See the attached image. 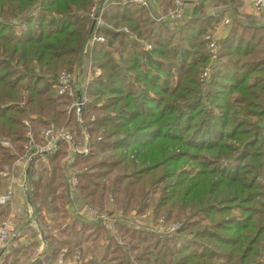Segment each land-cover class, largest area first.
<instances>
[{"label":"trees","instance_id":"trees-1","mask_svg":"<svg viewBox=\"0 0 264 264\" xmlns=\"http://www.w3.org/2000/svg\"><path fill=\"white\" fill-rule=\"evenodd\" d=\"M118 1L106 8L104 24L98 28V33L106 37L110 47L108 42L96 43L84 60L82 97L86 103L82 109L83 125L78 122L74 109L70 118L72 123L76 119L82 135L83 126L86 128L90 140L89 153L70 157L76 167L87 166L78 177L80 198L87 205L105 208L108 197L113 195L126 212L135 209L141 214L151 207L148 195L154 190L153 186L165 180L166 174L158 173L159 168L170 161L183 159L184 162L200 159V162H209L213 167L204 169L201 175H193L190 180L181 174L183 178H179L180 183H176L177 188L171 196L174 202L180 199L178 211L203 204L201 199L196 202V192L206 198L204 203L208 206H216L215 200L225 202L229 196L232 199L261 198L262 183H256L259 182L256 177L248 179L250 171L245 173L239 166L256 154L255 151H243L252 149L254 140H260L259 148L263 149L258 124L264 121V61L259 65L256 63L252 69L242 67L238 70L236 61L231 60L234 70L242 74L238 77L236 74L223 75L221 71L228 65L218 68L215 75H219L222 81L214 79L211 84L216 88L224 86V89L216 90L214 95L209 94L204 90L206 83L201 81V73L210 62L205 36L214 33V25L220 20L210 17L206 26L194 36L189 32L193 27L188 24L195 20H188L181 25V29L188 30L183 38L186 43L176 46L178 29L171 30L165 23L154 22L143 8L130 1ZM164 3V9H167L173 0H164ZM93 4L94 0H0V16L5 19L0 23V170L13 166L30 150L42 145V130L52 122L58 128L67 125V108L73 99L59 93L57 78L63 70L74 72L83 59ZM19 18L21 21L16 24L15 20ZM126 24L136 38L114 29ZM240 24L234 28V35L236 28L242 27ZM243 25L246 26L243 34L246 29L249 32L255 29L251 25ZM229 39L220 41L222 58L227 56L226 50L232 48ZM141 40L151 43L152 49L145 50ZM243 40L240 37L230 53L238 56L237 62L252 54L248 50L251 43ZM245 43L247 47L244 49ZM114 52L120 61L116 60ZM175 54L176 61H173ZM97 68L102 70V76L87 81L90 70L94 73ZM257 73L259 76L256 77ZM251 76L254 81L248 83ZM104 97L110 98L106 99L109 103L104 101L105 106L100 110H113L112 116L97 115L99 108L93 101ZM248 98H252L251 101ZM207 100L215 104L214 108L207 106ZM252 106L260 109L258 113ZM93 113L97 115L95 118L91 117ZM255 116L259 122L253 121V127H250V121L246 120ZM108 126L112 129L107 131ZM4 141H9V145ZM68 146L66 141H62L56 153L46 155L53 165L51 171L39 169V163L38 167L35 165L43 156L32 160L30 189L33 202L39 206V220L43 217V208L52 212L59 203L69 201L68 172L62 164V159L68 155ZM236 148L242 150L237 155L242 160L239 166L230 168L233 171L221 166L217 171L215 166L221 159L235 157ZM233 172L236 173L231 174ZM33 174L39 176L37 180L31 177ZM201 176L204 178L199 179ZM183 180L185 183L182 184ZM218 194L221 195L220 200L217 199ZM162 201L163 198L156 202L153 212L158 213ZM222 208H218L216 215H221L225 210L224 206ZM56 212L63 213L60 214L63 220L69 218L64 209H56ZM165 213L170 218L177 216L170 209ZM249 221H254L253 215ZM91 224L78 217L62 225L71 229L79 240L60 241L56 245L61 247L53 245L52 232L49 236L46 230L50 226L43 224L44 232L55 248L53 254L67 246L68 253H74L78 248L81 250V242L89 237H96V240L105 237L107 247L112 244L118 247L119 236L127 234L131 237L124 224L118 223V232L115 229L114 234L101 221ZM55 225L54 228L61 226L59 223ZM58 230L61 231L60 228ZM172 237L178 236L165 238ZM135 239L140 244L131 243V246L137 249L141 248L144 240L150 241L142 237ZM158 241L156 246L144 245L145 249L138 255L158 253L155 257L157 264H213L212 261L216 260L209 256L185 255L180 261L176 255L183 251L173 252L166 247L164 251V248L157 247ZM252 242H255L254 238ZM246 248L239 255L242 262L234 264H248L247 258L253 249L251 246ZM124 263L128 264L127 261Z\"/></svg>","mask_w":264,"mask_h":264},{"label":"rangeland","instance_id":"rangeland-1","mask_svg":"<svg viewBox=\"0 0 264 264\" xmlns=\"http://www.w3.org/2000/svg\"><path fill=\"white\" fill-rule=\"evenodd\" d=\"M200 12H201L200 10L195 11L193 15L191 16V18L188 19L189 21H191L192 19L195 20L194 23L188 24L189 26L193 27L192 28L193 30L189 31L192 36L196 35L197 31L200 28L205 27L206 26L205 23H208L210 21L209 15L202 14ZM2 18L3 19L1 22H4L5 19L4 17ZM15 21L17 24L21 21V19L19 18V19H16ZM185 23H179L176 26L171 28V30L178 29L177 30L178 33L175 38L176 46L180 44L183 45L184 43H186L183 41V38H184V35L188 33V30L181 29L182 28L181 24H185ZM240 25L242 27H237L236 28L237 32L235 33V35L233 34L232 36H230V39L228 41V43H230L232 48H229L226 50L225 55L227 56L225 58H222L220 54L219 62L217 66L214 68L213 76L210 79V81L205 84L204 90L205 92L209 94L214 95L216 90L224 89V86H219L218 88H216V86H214L213 83L211 84L212 80L214 81V79H218L217 81H222V78L219 75L218 76L215 75L217 74L218 68H221V67L223 68L224 65H228V66H225L226 69L224 68L222 69L221 73H223V75L225 74V75L230 76V75L236 74V76L238 77L240 74H242V72H236L234 70L233 65L230 64L231 60L236 61L237 63L236 66L238 70H242L241 69L242 67H244L245 70L247 68L252 69L256 63L259 65L260 63L264 61V50H263L264 41H263L262 31L259 29L258 30L250 29V32H249V30L246 29V33L243 34V31L246 26H244L242 23ZM126 27L129 28L128 24L115 27L114 29L116 31L123 32V29ZM253 35L254 37H252ZM163 36L164 34L161 37ZM240 37L245 39L243 41L251 43L249 45V48H252V50L249 48L248 50L252 51L251 52L252 54H250L247 58H242L241 61L237 62L238 56L234 54H230V53L236 48V45L238 44V39ZM108 46L110 47L109 42H108ZM176 46L174 48L173 53L176 50ZM245 47H247L246 43L244 45V49ZM193 51L194 50H192L191 52ZM114 54L116 55V60L120 61L119 55L116 52H114ZM176 54H177V51H176ZM176 54H175V59L173 61H176V57H177ZM221 62H223L224 64H221ZM243 62L245 63L243 64ZM247 63H250V64H247ZM95 73H97L95 77H101L103 74L102 70H99L98 72H96L95 70ZM257 76H259L258 73L256 74V77ZM251 81H254V77L252 76L249 78L248 83H251ZM104 98L105 99L98 100L97 102L96 101L94 102L92 99L93 103H96L98 105L97 108H99V110H96V112H98L97 115L101 116V115L109 114L112 116L114 114L113 110L108 111L105 109L102 112L100 110L102 107L105 106V103L108 102L107 100L110 99L108 97H104ZM251 99L252 98H248V101H251ZM206 104L208 107L212 106L213 108L215 105L213 102H211V100H207ZM255 107L256 106H254L253 109ZM244 109L246 111H249L248 107H245ZM258 110L260 109L256 107L254 111L258 113L257 112ZM216 111H218V109ZM97 115L93 113L91 117L95 118ZM241 119H244V118L241 117ZM256 119L257 117L255 116L254 118L251 117L245 120L247 122L250 121L249 125L250 127H253L251 125L253 121H257ZM24 121L26 122V124L28 123L27 120H24ZM258 122L259 121H257V124ZM258 126H260V128L258 129V133L259 134L261 133L260 138L263 143L262 144L263 149L259 148L260 140L257 141L258 139L256 136L257 140L253 141L252 144L254 145L253 147H251L252 149H243V151H247L248 153L250 151H255L256 153V154H253L251 158H248L247 160L248 162L244 160V164H242V166H239L238 163L241 162L242 160L239 159V156L237 155L239 151H242V150L241 149L239 150V148H236V150L234 151L235 157L233 159H221L219 163L217 164V166L215 167L217 171H220L219 167L221 166H223L224 169H226L227 171H233V170H230V168L234 169V167L238 165L239 168L242 169V171H245V173L246 172L248 173L250 171V174L247 175L248 179H251L252 177H256V179H258L259 181V182L256 181V183H262L261 187L263 188L260 191L262 193L261 198H258V199L255 198L256 200H252L249 197L240 198V199L239 198L232 199L229 196V198L225 202L215 200L214 203H216L215 204L216 206L214 205L208 206L206 203H204L205 202L204 200L206 198L202 194L200 193L198 194L196 192L197 194L196 202H199L198 199H201V202L203 204L197 205L193 208H189L188 210L183 209V211H178V206L181 205L179 202L180 199L174 202L173 201L174 197L171 198V196L174 193L175 189L177 188L176 183H180L179 180L183 178L182 175L186 176L188 180H190L193 175H196V174L201 175L202 174L201 171H203L204 169L209 170L213 166H211L209 162L208 163L200 162V159L198 160L189 159L186 162H184L185 161L184 159L180 161H176V162L170 161V163L168 164H163L162 167H160L158 170V173L160 174L164 173L163 175L166 174V177H165V180L161 184L153 186L154 190H152L150 195H148L149 196L148 200L150 202L151 207L141 214H139L137 210L134 209L135 212L134 210H132L131 212L126 213L125 216H122L123 220H122V217L117 219L119 224H124L127 228H129L128 234H130L132 237V240H130V242L132 244H135V243L140 244V241H137L135 238L142 237L144 239L148 238L151 241V243L153 242L152 244H148V246L149 245L156 246V242L158 240L163 239V236L164 238L167 236H173V235L178 236L179 239H181L180 241L176 240L172 242H167V241L165 242L163 240L162 243L158 245V247L160 249L164 248V251H166L165 247L170 250H173V252H176L178 250L183 251L181 255L178 253H177L178 255H176V257L180 259V261H183V258L185 257V255L214 257L216 260L215 262L212 261L213 264H225L227 263V261H231L229 264L240 263L242 261L239 255L243 253L245 249H247L246 247L251 246L253 251L251 255L247 258L248 264H264V122L263 121L262 123L260 122ZM108 129L111 130L112 129L111 126L107 127V131ZM252 135H254V133H252ZM4 143H7L9 145V141H4ZM89 151H90V144L88 145L87 153H89ZM192 152H201V151L192 150ZM72 155L73 153L71 154V156ZM81 169H83V171H86L87 166H83ZM235 173L236 172H233L231 174H235ZM203 178L204 176H201L199 179H203ZM183 183H185L184 180L182 181V184ZM155 189L156 190L158 189V190L155 191ZM213 194L216 195L217 192H214ZM161 198H163V201H162V205L158 207V210H157L158 213H156V211L153 212L156 202L159 201V199ZM217 199L220 200L221 195L218 194ZM223 206L225 210L221 213V215H216L218 214V208L221 209ZM169 209L170 211H173L174 213H176L177 216L170 218L169 217L170 215L165 213V211H169ZM109 211H112V210H109ZM114 214H113V218L114 217L116 218L117 215L115 214L116 216H114ZM252 215L254 217L253 222L249 221V218ZM159 216L161 217L157 218ZM150 218L152 219L153 222L148 221V219ZM129 220H131L130 225H128ZM161 220H163V224L160 225ZM66 221L67 219L66 220L60 219L58 221V223L61 224V226H59L61 231L56 232L53 228H46V230L48 231L47 232L48 235L50 234L49 232H52V238H53L52 243L55 247H61V246H58L60 241L70 242V241L79 240L78 236L71 229H67L65 226H62ZM146 221H148L149 224L151 222L152 224L151 227L154 228L156 232H153L152 230H150L152 228H150V226L146 224ZM93 222L95 221H90V223L88 221L89 224ZM176 222L181 224L180 230L178 229L177 231L169 233V231L167 230V226L171 225V223L176 224ZM135 225H139V227L135 228ZM249 225H252V226L249 227ZM161 227L164 228V230H162ZM92 238L93 237H89L88 240H91ZM253 238L255 239V242H252ZM144 247L145 246L143 245L142 249H145ZM67 248L69 247L67 246Z\"/></svg>","mask_w":264,"mask_h":264},{"label":"crops","instance_id":"crops-1","mask_svg":"<svg viewBox=\"0 0 264 264\" xmlns=\"http://www.w3.org/2000/svg\"><path fill=\"white\" fill-rule=\"evenodd\" d=\"M156 4V9L161 7L165 8L166 3H164V0H154ZM165 4V5H164ZM155 8V7H154ZM197 10H200L202 14H207L210 17H215L216 19H219L220 22L214 25V33L217 34L220 41H224L227 38H230V36L233 35L234 28L238 23L247 24L253 26L255 29H259L262 31L263 35V41H264V18L262 15L246 0H186V12L189 18L193 15V13ZM229 17L232 20V23L229 25H226L223 23L224 18ZM182 25V24H181ZM263 50H264V43H263ZM83 59L80 61V63L76 67V73H77V81L79 85L82 84V68H83ZM81 83V84H80ZM72 109L71 106L67 108V119L66 123L67 125H64L62 128L68 129L70 132L74 134L76 137V145L77 147H84L85 144H90V140L88 138V142L84 139V134L82 135L80 133L79 128L77 127V124L75 121L72 123ZM264 122V121H263ZM72 123V124H70ZM70 124V125H69ZM83 133V132H82ZM8 145L7 143H5ZM62 141L58 143V148L55 152L56 153L61 148ZM68 150V155L65 156L62 159V164L69 172L70 170L77 171V176L81 174L83 169L81 167H76L75 164L71 161L70 157L73 153V150L70 146ZM72 150V151H71ZM52 154V153H50ZM74 154V153H73ZM48 154H41L39 155L42 157L41 159H38L35 162V165L38 167V163L41 165L39 166V169L51 171L53 165L51 164L49 158L46 157ZM38 157V156H37ZM35 157V158H37ZM34 158V159H35ZM33 160V159H32ZM32 160L28 161L25 157L19 158L13 166H5L1 170L7 172V175L0 176V194L5 193L10 186L13 188V196L9 200L7 205H0V220L2 217H5L9 214H12L14 220L16 222H19L18 228L20 231V236L15 238L10 246L5 249L4 251H0V264H34V262L38 259V257H41L43 259L41 264H58V260L60 257V254L65 251L66 252V264H116L119 262L120 264H125L124 261H127L128 264H157L158 261L155 259V257L158 256V253L154 254H143L138 255L141 253L142 246L150 244V241L144 240V242L141 243V248H134L131 246L130 240H132L131 237H129L127 234L119 236V239L117 241V244H119L118 247H116L115 244H112V246H108L106 238H99L95 239L92 238L91 240H84L80 244L81 250L78 248L76 249L81 252V259L73 263V255L74 253L69 252L67 247H62L56 254L54 253V247L51 243V238H48L46 236V233L43 229V224L47 223L49 228H53L56 232L59 231L58 227L54 228L53 225L56 227V223L60 219L59 214H63L62 212H56V209H64L66 210V213L68 214L69 218H67V221L63 224L65 225L68 223L72 218H78L81 217L85 221H89L85 219L82 216L76 215L72 211V207H75V205L78 204H86L84 199H81V193L79 194L78 188L72 195L69 194V201L66 203H59L57 207H53L52 212H48L46 208H43L42 215L43 217L41 220H39V206L33 202L32 199V192L26 191L22 187V183L24 182V179L29 181L30 184V168L32 165ZM31 177L35 178V180L38 179V175H32ZM113 196V195H111ZM78 200V201H76ZM109 210H112L111 212H115L117 217L114 219L113 222L105 224L109 229L110 233L114 234L115 229H117L118 232V218H121L122 216H125L126 212L121 206H119L114 200V202H111L108 197L107 205L106 207ZM3 209V210H2ZM29 209H32L36 219L38 220V226L44 232L45 236V244L42 246L43 248V254L41 255V240L39 239V236L36 232V230L31 227L28 224V215H29ZM2 210V211H1ZM113 212V214H114ZM135 212V210H134ZM114 214V216H116ZM66 220V219H65ZM123 220V217H122ZM43 221V224H42ZM148 221H152V219H148ZM146 221V224H148L151 227L150 224ZM94 223V222H93ZM131 220L128 221V225H130ZM139 225H135V228H138ZM154 232V228L150 229ZM173 238V237H172ZM110 239V237H109ZM172 242V241H180L179 237L173 238V239H166L163 238L158 241V245L162 243V241ZM158 247V246H157ZM101 250V253H100ZM147 253V252H145ZM161 262V261H159Z\"/></svg>","mask_w":264,"mask_h":264},{"label":"built area","instance_id":"built-area-1","mask_svg":"<svg viewBox=\"0 0 264 264\" xmlns=\"http://www.w3.org/2000/svg\"><path fill=\"white\" fill-rule=\"evenodd\" d=\"M123 1H130L136 6L143 8L149 15L150 18L158 23H165L170 28L176 26L179 23H185L189 16L186 12V0H173V4L171 7H168L167 9L164 8H157L154 0H123ZM200 1V0H195ZM248 1L264 18V0H246ZM119 2L118 0H94V4L92 6V10L90 12V18H91V24L89 29V35L87 43L84 47L82 56H83V62L88 55L90 48L95 45L96 43H104L107 44V39L105 36L98 33V28L104 24L103 16L106 8L113 3ZM155 7V8H154ZM2 21V17L0 16V23ZM16 22V21H15ZM223 23L226 25H229L232 23L231 18L226 17L223 20ZM124 32L132 35L136 38L134 34L130 31L129 28H124ZM205 41L207 43V52L208 56L210 58L209 64L203 69L201 73V81L204 83H208L210 79L213 76L214 68L217 66L219 62L220 57V50H221V44L220 39L217 36L216 33H212L205 36ZM143 43L145 50H151L152 44L140 41ZM84 64V63H83ZM100 69H96V72H98ZM97 73H93L92 70H90L88 79L94 78ZM57 83L59 86V93L61 95H68L73 99L71 109H74L77 115V120L83 125V119H82V109L85 104V101L82 97V86L79 85L77 81V73L76 70L74 72L63 70L60 72ZM83 134L85 141L88 142L89 134L86 130V128L83 126ZM42 139L43 144L37 145L35 148L29 151L27 156L25 157L28 161H31L35 157L41 155V154H50L57 150L58 143L61 141H66L71 149L73 150L74 154H87L88 152V144H85L84 147H77L75 143V136L72 132H70L68 129L64 128H58L53 122L44 130H42ZM31 142L33 143V139H31ZM8 173L0 170V176L7 175ZM79 184V179L77 176V171L70 170L67 174V187L69 189L70 194H74V192L77 189V186ZM22 187L26 191H31L29 181L24 179V182L22 183ZM13 196V188L10 186L8 190L0 194V205H7L11 197ZM109 200L111 202H114V198L110 196ZM72 211L78 215L82 216L87 220L90 221H101L105 224L111 223L114 221L115 217L113 218V214L109 209L107 208H101V207H95L87 204H78L75 205V207H72ZM28 224L33 227L38 236L41 240V255L43 254V248L42 246L45 244V236L44 232L39 228L38 226V220L35 217V214L32 209H29V215H28ZM19 222H16L12 216V214H9L5 217H2L0 220V251H4L7 249L11 242L20 236V231L18 228ZM163 224V220H161L160 225ZM181 224L176 222L171 223V225L167 226V230L170 232L177 231L180 229ZM162 228V227H161ZM164 230V228H162ZM66 258V252L63 251L60 254L58 264H66L65 261ZM44 257H38V259L34 262V264H41ZM81 259V252L79 250L75 251L73 255L72 262L76 263Z\"/></svg>","mask_w":264,"mask_h":264}]
</instances>
